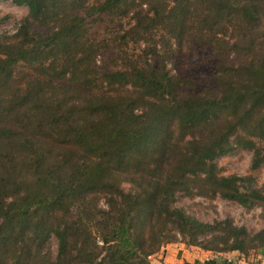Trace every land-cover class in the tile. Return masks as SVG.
<instances>
[{"label": "trees", "instance_id": "trees-1", "mask_svg": "<svg viewBox=\"0 0 264 264\" xmlns=\"http://www.w3.org/2000/svg\"><path fill=\"white\" fill-rule=\"evenodd\" d=\"M11 1L27 12L0 35V264H150L172 242L264 260V226L174 205L178 192L264 212L254 179L215 163L236 149L264 163V0ZM93 15L115 19L116 45H142L123 69L95 66ZM228 29L230 44L214 37ZM193 42L240 58L216 66L214 91L160 61Z\"/></svg>", "mask_w": 264, "mask_h": 264}, {"label": "rangeland", "instance_id": "rangeland-1", "mask_svg": "<svg viewBox=\"0 0 264 264\" xmlns=\"http://www.w3.org/2000/svg\"><path fill=\"white\" fill-rule=\"evenodd\" d=\"M27 8L23 5H16L11 0H0V35H10L26 15ZM88 32L90 39H94L100 46L99 51L94 55L95 66L102 71L123 69V52L133 55L139 52V47L128 43L127 47L116 45L110 32L115 27V19L105 15H93L87 18ZM121 27L128 26L129 19L119 21ZM233 32L228 29L226 32H217L214 37L220 38L230 44L233 40ZM133 53V54H132ZM161 62L172 73L181 78H188L193 84L194 91L211 89L214 91V84L211 75L215 72L219 63H233L240 59L231 52L215 54L208 46L199 42H193L177 51L176 48L166 55L161 52ZM251 152L236 149L231 153L219 156L216 160L218 173L226 175L251 176L255 186L264 194V163L255 170H250ZM127 189V184H123ZM174 205L181 208L187 215H190L201 222H212L214 220H230L236 226H243L247 231L254 232L264 226V212L261 207L255 205L245 209L236 202L228 201L214 196L207 198L200 195L184 196L177 192ZM101 208H105L102 201ZM180 237L177 236V239ZM100 244L99 242H96ZM56 239L51 236L48 241V248L51 256L56 253ZM199 248V247H198ZM201 249V248H200ZM260 248L249 250L243 258L248 264H263Z\"/></svg>", "mask_w": 264, "mask_h": 264}, {"label": "crops", "instance_id": "crops-1", "mask_svg": "<svg viewBox=\"0 0 264 264\" xmlns=\"http://www.w3.org/2000/svg\"><path fill=\"white\" fill-rule=\"evenodd\" d=\"M240 257L236 251L212 253L196 246H188L181 242L162 245L149 257L150 264H225L224 257Z\"/></svg>", "mask_w": 264, "mask_h": 264}, {"label": "built area", "instance_id": "built-area-1", "mask_svg": "<svg viewBox=\"0 0 264 264\" xmlns=\"http://www.w3.org/2000/svg\"><path fill=\"white\" fill-rule=\"evenodd\" d=\"M218 254L220 252H217ZM224 263L225 264H248V262L243 258V257H237L236 256H227L224 257ZM262 263L264 264V261H262Z\"/></svg>", "mask_w": 264, "mask_h": 264}]
</instances>
